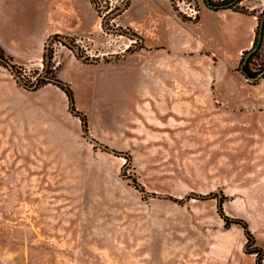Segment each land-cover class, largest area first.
<instances>
[{
	"label": "rangeland",
	"instance_id": "374dc122",
	"mask_svg": "<svg viewBox=\"0 0 264 264\" xmlns=\"http://www.w3.org/2000/svg\"><path fill=\"white\" fill-rule=\"evenodd\" d=\"M245 1L39 0L0 24V264H264V76L240 68L254 44L194 36L208 9L257 37ZM49 48L64 89L25 85Z\"/></svg>",
	"mask_w": 264,
	"mask_h": 264
},
{
	"label": "crops",
	"instance_id": "0c3cea01",
	"mask_svg": "<svg viewBox=\"0 0 264 264\" xmlns=\"http://www.w3.org/2000/svg\"><path fill=\"white\" fill-rule=\"evenodd\" d=\"M2 0H0L1 2ZM52 2L54 0H46ZM250 1H245L246 4ZM39 0H4L1 2L0 24L7 26L10 18L17 17L24 7H33ZM251 3V2H250ZM251 8H254L252 6ZM202 20L198 32L194 36L203 41L217 44L219 53L239 55L244 50L250 49L255 41L257 21L255 16L238 13L232 10L202 12ZM50 19V18H49ZM51 21V19H50ZM61 31L53 29V32ZM223 53V54H224ZM221 54V55H223Z\"/></svg>",
	"mask_w": 264,
	"mask_h": 264
},
{
	"label": "trees",
	"instance_id": "16d2710c",
	"mask_svg": "<svg viewBox=\"0 0 264 264\" xmlns=\"http://www.w3.org/2000/svg\"><path fill=\"white\" fill-rule=\"evenodd\" d=\"M234 0H231V1H222L220 3H216L214 2L213 0H209V1H206V4L209 8L211 9H226V8H233L235 6H238V4L242 1V0H239L235 3H232ZM223 6V7H222ZM239 11L241 12H244V9H238ZM251 14H255L254 12H251ZM259 30H260V25L258 27V34H259ZM263 32H264V27H263ZM258 34H257V37H256V40H255V43H254V46L257 44L258 42ZM264 36V35H263ZM263 41V40H262ZM63 42V41H62ZM67 46L71 47L68 43H65ZM262 45V43H261ZM260 45V47H261ZM259 47V49H260ZM258 49V50H259ZM257 51H255L249 58L248 62H250V60L256 56L257 54ZM249 51V50H248ZM246 51V53L248 52ZM246 55V54H245ZM0 58L3 59L6 63L5 64H9L11 61L14 60V57L9 54L1 45H0ZM244 59H245V56H244ZM244 61V60H243ZM1 62V61H0ZM248 62L247 64L244 65V69H242L241 67V71L244 73V75H246L247 77L249 75H252V76H255L253 74V72L249 69V66H248ZM43 63L45 65V69H46V75L42 76L40 73L39 75L37 76L36 80L34 82L31 81L30 78L29 81L30 83H24L25 85H28L29 87H34V88H39V87H42L50 82H55L57 83L60 87H62L64 89V85H62L63 83L61 82V80H59L57 78V75H56V71H57V65L54 61V50L53 48H49L47 49V52L44 54V57H43ZM243 63V62H242ZM38 74V73H37ZM258 74V73H257ZM256 74V75H257ZM25 77V76H24ZM71 102L73 103V93L71 91V89H67L66 90ZM227 223H230V221H228L227 219ZM244 224V227L246 228V230H248V226H247V223L246 222H243ZM248 234L249 231H248ZM251 235V234H250Z\"/></svg>",
	"mask_w": 264,
	"mask_h": 264
},
{
	"label": "water",
	"instance_id": "95a60500",
	"mask_svg": "<svg viewBox=\"0 0 264 264\" xmlns=\"http://www.w3.org/2000/svg\"><path fill=\"white\" fill-rule=\"evenodd\" d=\"M206 1H209V0H206ZM239 0H234L232 3H235ZM223 7V6H222ZM263 27H264V13L262 15V19H261V22H260V30H259V34H258V42L255 46H253L245 55V59L243 61V63L241 64V68L244 69V65L247 64L250 56L259 49L261 43H262V40H263V35H264V32H263ZM264 76V69L259 72L257 75L255 76H252V75H249L248 78L252 81H255V80H258L260 78H262Z\"/></svg>",
	"mask_w": 264,
	"mask_h": 264
}]
</instances>
